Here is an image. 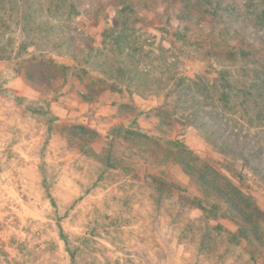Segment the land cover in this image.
Wrapping results in <instances>:
<instances>
[{
  "label": "rangeland",
  "instance_id": "1",
  "mask_svg": "<svg viewBox=\"0 0 264 264\" xmlns=\"http://www.w3.org/2000/svg\"><path fill=\"white\" fill-rule=\"evenodd\" d=\"M129 1L134 12H122L124 0H0V47L14 52H0V264H264V99L227 89L232 109L223 111L209 97L222 98L220 72L248 82L260 70L264 0ZM23 13L36 42L28 54L69 67L63 85L18 71ZM233 29L253 49L229 65L221 46H235ZM179 78L190 79L186 108L165 96ZM117 127L148 132L166 153L182 150L180 160L258 220L257 232L178 163L146 160L124 139L108 152ZM213 133L249 150L258 175L232 178L223 164L240 162L213 145Z\"/></svg>",
  "mask_w": 264,
  "mask_h": 264
},
{
  "label": "trees",
  "instance_id": "2",
  "mask_svg": "<svg viewBox=\"0 0 264 264\" xmlns=\"http://www.w3.org/2000/svg\"><path fill=\"white\" fill-rule=\"evenodd\" d=\"M199 1V0H198ZM203 4L206 6H211L213 4L212 0H200ZM132 4L129 0H124L123 2V8L121 9L122 12L128 11V12H134L132 10ZM216 10L221 11V6H217ZM20 21H24V27L21 30L22 34L24 35V40L27 41H20L19 48L17 49V52L14 54L15 56H19L21 53L25 54V58H18V63L16 64V67L18 71H23L27 77L28 80H41L44 76L49 78H55L57 77L61 81V85H63L65 82H67V77L69 76L70 68L67 66H64L62 64L56 63L47 53H39L37 55L35 54H28L27 50L30 47H35L36 42L33 40L34 35L30 36L32 33V28L30 27V20L31 16L27 13H23L21 16H19ZM29 28V29H28ZM30 33V34H29ZM232 35L231 38L233 41H235V46L229 45L228 42L224 41L222 42V49H224L223 53L228 56L227 61L230 64L234 63L236 56L239 55L241 58L245 57L244 51L248 50L251 51L253 49V46H250L248 43H246L244 40H242V36L239 35V31L236 29H233L231 31ZM0 52L5 55V58L7 60L12 59L13 50H8L6 48L0 47ZM20 57V56H19ZM254 64H259V69L263 70H251L252 76L249 78L248 82H244L235 78H232L231 76L226 77L221 72L217 74L216 89L214 90L215 93L218 95V93L221 94L222 98L213 96L211 93H209V97H211V100L216 104L220 109H223V111H231V107L227 105V101L225 100V90H233L237 92H244L248 96H252L255 100H263L264 96L261 94V88L264 84V56H259L256 61H254ZM99 68L101 67V64H96ZM34 68H36V73L38 72L40 75L36 76L34 73ZM79 74H85L84 70L78 71ZM118 75H129V71L125 69L124 67H120L117 70ZM114 77V75H113ZM56 79V78H55ZM197 79V78H196ZM187 81H190V79H181L179 78L176 80V83L174 85V88L169 89L165 93V96L171 98L173 94H175V103L173 104L174 108H186L187 105H184L182 103L189 100V95L191 88L186 86ZM196 83L199 84L203 88L204 91L208 92L205 85L200 81L196 80ZM184 85V86H183ZM176 89V90H175ZM213 91V92H214ZM181 103V104H180ZM198 103V102H197ZM257 105V104H256ZM263 113V108L259 110V114ZM260 117V115H258ZM258 117V118H259ZM256 118V117H255ZM185 121L190 123V125L196 126L199 125L196 123L195 119L190 117H186ZM134 130H127L122 127L113 128L111 130V138L109 140V143L107 144V147L109 149L108 152H110L111 148H114L116 144H119L118 139H124L126 141L132 142L134 147H137L138 151H142L143 153H148L146 155V160L154 161L155 163L162 164L163 162L167 161L168 159L174 161L175 163H178L182 166V168L185 170V172L194 178H198L200 182L203 183V185L215 192H217L219 197H222L223 200L233 209V211L238 215L240 219H242L244 222H246L247 225H251V227H254V230L252 233H256L258 229L259 222L258 220H251L250 215L248 212L244 211L240 206H238L235 203L234 198L232 199L231 196L224 191H220L218 188L214 187L212 184L205 182L202 177L194 172L192 168H190L189 164L186 161L180 160L179 157L184 154L182 150H178L174 155L171 152L161 151L160 145L158 147L151 146V142H156L155 144H158V138H155V136L149 134L148 132H143L138 129ZM133 135V136H132ZM137 136V140L134 142L132 140ZM132 138V139H131ZM234 138L235 135H234ZM211 142L215 147H219L220 151L225 155H232L235 158L238 159L240 164L234 163V162H226L223 164V169H225L228 174L235 180H237L240 184L244 183L247 180V174L245 173V169H248L253 174L258 175V172L260 171L258 166L252 164V161L249 159V157L252 155L249 150L245 152L244 150L235 149L234 147H230L227 144L226 137L223 134L213 133ZM110 154V153H109ZM109 154H107V159H109ZM122 157V156H121ZM118 158V157H117ZM119 159V158H118ZM114 162H117L118 160L115 158L113 160ZM106 163H110L109 160H106ZM238 165H240V168L237 169ZM108 166V165H107ZM110 167V166H108ZM157 179V178H155ZM159 186L156 190H158L163 195L168 192L170 189L171 184L166 182V180L158 179ZM175 186V185H174ZM173 188V187H172ZM242 228H238L237 231L233 234H231L230 239L233 241L237 240V236H240L242 233L240 232ZM255 241L258 244L262 243L260 242L258 236L254 237ZM263 249H264V245Z\"/></svg>",
  "mask_w": 264,
  "mask_h": 264
}]
</instances>
